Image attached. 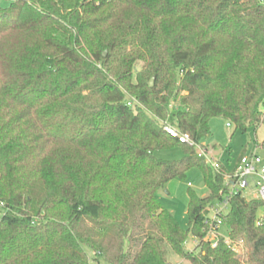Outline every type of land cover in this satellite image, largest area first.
I'll list each match as a JSON object with an SVG mask.
<instances>
[{
	"label": "trees",
	"instance_id": "1",
	"mask_svg": "<svg viewBox=\"0 0 264 264\" xmlns=\"http://www.w3.org/2000/svg\"><path fill=\"white\" fill-rule=\"evenodd\" d=\"M217 116L264 124V0L0 7V264H170L168 247L190 264H264V202L164 128L208 153ZM176 145L178 160L155 155ZM194 167L209 192L189 189L186 229L158 191ZM216 204L229 230L212 238Z\"/></svg>",
	"mask_w": 264,
	"mask_h": 264
},
{
	"label": "rangeland",
	"instance_id": "2",
	"mask_svg": "<svg viewBox=\"0 0 264 264\" xmlns=\"http://www.w3.org/2000/svg\"><path fill=\"white\" fill-rule=\"evenodd\" d=\"M14 0H0V7H9ZM142 67V63L139 62L136 66V71ZM231 123V126H228ZM211 135L204 139L203 144L208 148V157L215 161H219L226 165L229 172L233 174L238 160L243 155H252L257 153L264 160V147L259 144L264 141V124H260L257 128L249 126L247 130L236 129V125L223 118L213 117L210 120ZM155 155L158 158L164 160H178L183 157L184 151L182 146L176 145L170 148L158 149L155 151ZM195 190L199 195L206 196L208 189L205 185L202 172L199 168L194 167L189 170L187 178H174L165 188L158 191V197L164 207L173 212L180 224L184 228H188V193L189 189ZM243 195L248 198H255L256 191L253 186L247 189L241 190ZM220 207L219 204L215 205ZM228 208L224 209L226 213ZM264 213V206L260 210V214ZM209 216L215 217V209L212 208L209 211ZM229 227L227 224H223L220 228L222 235H227ZM197 244V239L190 236L184 243L187 249L192 250ZM240 253L243 252L242 243L238 245ZM90 256L93 257V252L90 251ZM168 260L170 264H190L187 259L182 258L176 254L170 247H168ZM93 264H106L104 259L101 258L99 262H93Z\"/></svg>",
	"mask_w": 264,
	"mask_h": 264
},
{
	"label": "built area",
	"instance_id": "3",
	"mask_svg": "<svg viewBox=\"0 0 264 264\" xmlns=\"http://www.w3.org/2000/svg\"><path fill=\"white\" fill-rule=\"evenodd\" d=\"M228 126H231V123H228ZM164 128L171 135V137L177 138L182 143L194 145L200 156H205L207 160L211 162L215 167L219 166L218 161L209 159L208 154L205 152L203 147L193 141L189 134L181 133L170 122H166ZM228 177L231 179V182H233V191H239L253 186L256 191V198L264 202V160L257 153H254L250 156L243 155L236 165L235 172L228 175ZM219 205L220 207H214L215 217L210 220L212 229L209 232L208 236L212 238L217 237L218 233L213 229L215 227L218 228L223 224V220L220 215L225 213L224 209L228 208L226 204ZM226 242L231 243V240L229 238H226ZM214 245H217V243L214 242Z\"/></svg>",
	"mask_w": 264,
	"mask_h": 264
},
{
	"label": "water",
	"instance_id": "4",
	"mask_svg": "<svg viewBox=\"0 0 264 264\" xmlns=\"http://www.w3.org/2000/svg\"><path fill=\"white\" fill-rule=\"evenodd\" d=\"M106 54H107V52L104 53V55H106ZM149 84L152 86L154 84V79H151Z\"/></svg>",
	"mask_w": 264,
	"mask_h": 264
}]
</instances>
